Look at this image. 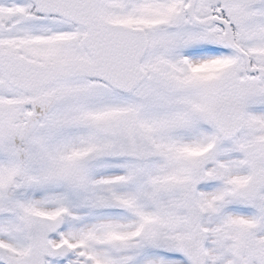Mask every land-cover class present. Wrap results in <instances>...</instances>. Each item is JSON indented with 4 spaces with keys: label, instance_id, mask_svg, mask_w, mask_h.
I'll use <instances>...</instances> for the list:
<instances>
[{
    "label": "snow or ice",
    "instance_id": "1",
    "mask_svg": "<svg viewBox=\"0 0 264 264\" xmlns=\"http://www.w3.org/2000/svg\"><path fill=\"white\" fill-rule=\"evenodd\" d=\"M0 264H264V0H0Z\"/></svg>",
    "mask_w": 264,
    "mask_h": 264
}]
</instances>
